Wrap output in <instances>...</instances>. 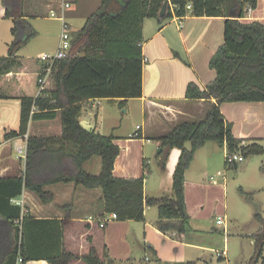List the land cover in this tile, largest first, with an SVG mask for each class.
<instances>
[{"label": "trees", "instance_id": "obj_1", "mask_svg": "<svg viewBox=\"0 0 264 264\" xmlns=\"http://www.w3.org/2000/svg\"><path fill=\"white\" fill-rule=\"evenodd\" d=\"M24 1L3 0L6 17L13 22L14 41L9 54L0 57V100L21 102L19 129L6 133L5 139L25 138L30 122L53 121L59 115L62 134L27 137L25 171L16 177L0 178V264H16L18 256L24 264H71L77 259L85 264H106L95 248L78 257L65 247L69 216L64 220L36 219L13 203L25 189L47 202L51 196L44 188L49 185L74 183L86 189L99 188L105 214H116L117 221H144L147 204L158 209L160 232L186 235L191 217L186 205L185 175L197 152L214 142L221 147L226 144L229 153L245 157L264 154L260 140L236 138L232 123L220 110L224 103L264 102V23L243 20L250 8H257L258 0H168L165 17L160 12L167 0H100L99 9L88 17L81 30L73 33L70 57L57 61L49 74L48 66L38 58L26 61L18 56L37 36L25 18ZM189 5L191 9L187 8ZM188 14L225 19L224 42L209 63L216 78L204 90L191 82L186 91L188 100L216 102L204 119L182 122L160 139L162 170L166 169L170 151H181L173 175V197L146 198V176L124 179L114 175L121 152L117 138L85 129L79 118L83 104L90 100H120V107H124L127 100L141 98L144 21L156 19L162 24ZM41 79H45L43 86ZM29 89L34 91L29 94ZM188 143L190 148L186 147ZM94 157L102 162L99 175L84 169ZM241 193L253 201L252 195L242 189ZM254 220L258 224L253 236L255 252L247 264H264V218L258 210ZM105 257L111 264L108 254Z\"/></svg>", "mask_w": 264, "mask_h": 264}, {"label": "crops", "instance_id": "obj_2", "mask_svg": "<svg viewBox=\"0 0 264 264\" xmlns=\"http://www.w3.org/2000/svg\"><path fill=\"white\" fill-rule=\"evenodd\" d=\"M40 1H44V7L56 10L58 15L63 13L67 22L68 18L71 20L76 19V21L83 20L84 25H81L79 29L74 30L71 26L72 34L81 30L85 26L90 14L96 12L101 5L100 0H64L70 7L62 9L61 0ZM86 4L91 6V13H79V8H84ZM72 8L74 9L71 10ZM50 11L49 14L43 15V20L57 22L61 27V22L50 16ZM24 12L28 22L31 18H33L32 21L39 20L42 15L37 7L35 15H30L33 12L29 13L27 8H25ZM243 20L246 22L261 21L264 23V0L262 8L257 7L252 11L250 17H245ZM224 25L225 19L222 17H196L190 14L183 18L180 26L175 17L162 24L156 19H146L143 26L144 41L142 45L145 57L142 97L127 100L124 107H120V100L113 103L107 99L90 100L83 104L79 118L81 125L87 130H94L102 135L105 134L101 133L99 128H101L105 120V116L100 114V110H104L103 106H101L103 102L112 107L125 109L124 113L126 114L131 111L130 105L132 103L140 109L143 116V125L141 127L137 126V130L134 133H129L125 139L120 135H114L118 126L117 119L113 117V123L110 125V132L112 133L105 136L117 138L116 141L121 150L125 148L126 151L133 144L130 141L138 139L139 143H141L140 153L142 163H146L147 169L149 156H151L149 154L152 153L156 156L158 172L155 174L156 178L153 186L149 184L153 173L146 179L144 186L146 198L173 197V175L178 165L181 151L179 149H172L166 162V169L162 170L159 165L163 159L160 150V139L168 135L182 122L204 119L212 108V104L216 102L214 99L211 101L188 100L186 98V91L191 82L196 83L201 90H204L216 78V72L210 68L209 63L224 42ZM12 27L13 22L6 17L3 0H0V57L9 54L10 45L14 41V36L11 33ZM38 35L39 32L37 33ZM59 43L60 36L57 39L58 46ZM41 54H38L37 58ZM220 110L227 121L232 123V132L236 138L243 140H264V102L224 103L221 105ZM20 113V101L0 100V178L16 177L25 171V162L23 163L22 159L17 160L14 157L13 147L11 146L13 142L22 141L26 144V139L29 136H60L62 134V121L59 115L53 121L30 122L28 134L25 138L6 140V133L19 129ZM136 133H138L139 138H133ZM123 140H126L124 142L125 145H123ZM186 147L188 148V144H186ZM210 147L207 143L197 152L200 153L206 149L207 151H209L208 149H210V152L212 151V156H209L206 165L210 163L211 157L214 158L216 156V148ZM223 148L227 151L226 144ZM16 153L18 155L17 150ZM195 157L194 162H192L185 175V197L190 217H192L191 209L197 204L198 188L202 185L203 176H208L207 167L200 165V171L196 174L202 178L201 182L192 183V186L189 185L188 175L193 170L194 163H198L197 154ZM117 161L118 159L114 168V175L116 177L124 179L142 177L139 175L140 163L136 162L135 166L127 163L123 164L122 168H118ZM91 168L93 169V173L91 174L99 175L102 169L101 160L95 161L91 159L84 165V169L88 173H90L89 170ZM117 172H119V175ZM219 173L211 176L210 181L215 183ZM143 176L146 175L144 174ZM44 192L51 196V199L47 202H43L36 193L27 189L15 201L20 202L23 211L36 219L64 220L69 216L70 222L67 226L68 228L73 226L77 221H85L91 230L95 227L98 228L103 233V247L114 264L134 260L133 255L136 249H139V246H142L144 252L148 248L156 254V258L160 260L162 258L165 259L163 253L169 252L168 247L170 244L175 241L181 243L183 240L186 241V239L188 240L189 238H193L192 236H196L192 232H188L186 235H178L176 232H169L167 234L160 232L157 227L158 210L156 212L154 210L157 209L156 206H149L147 204L144 208L145 215L143 222L128 221L125 222L126 226L124 225L121 227L122 230H119L108 226L110 223L118 222L114 220L108 223L106 228L101 229L98 226V222L89 223L87 221L91 216L96 219L109 217V215L106 217L102 216L106 214L103 213L104 206L101 201L103 193L101 189H86L74 183H59L46 186ZM66 206L67 208H64ZM150 214H152L153 219L148 217ZM131 233L141 235V242L136 239L138 246L129 241V235L133 237ZM66 239L65 230V247L67 248ZM28 264L47 263L44 261H32Z\"/></svg>", "mask_w": 264, "mask_h": 264}, {"label": "rangeland", "instance_id": "obj_3", "mask_svg": "<svg viewBox=\"0 0 264 264\" xmlns=\"http://www.w3.org/2000/svg\"><path fill=\"white\" fill-rule=\"evenodd\" d=\"M43 2L40 0L24 1V8H27L29 13L33 12L30 15H35L36 7L42 15L40 14L41 18L39 20L32 21L33 18L29 19L33 29L37 33L39 32V35L19 51L18 56L21 60L34 61L38 54L54 53L57 49V39L61 34V27L57 22L43 20V15L49 14L51 10L44 7ZM262 2L263 0H258L257 7L262 8ZM90 7L86 4L84 8H79V13H91ZM68 23L74 30L84 25L83 20L76 21V19L71 20L69 18ZM33 91L29 89L28 93L31 94ZM101 106H103L104 110L101 109L100 114L105 116V120L99 131L105 135L112 133L110 132V125L113 123V117L117 119L115 120L118 126L114 135H120L123 139L128 137L129 133H134L137 130V126L141 127L143 125L141 111L133 103L130 105L131 111L128 114L124 113L125 109L112 107L106 102H103ZM122 142L125 145L124 142L126 140ZM130 142H133L130 145V149L126 151L123 148L121 150L117 167L122 168V165L127 163L132 166H135L136 162L140 163L139 175L143 176L145 174L146 179H148L153 173L149 183L150 186H153L155 184V174L158 172L156 156L152 153L149 154L151 156H149L148 169L145 171V163H142L140 153L141 143H139L138 139ZM260 143L264 147V140L260 141ZM208 144L211 146L210 148H216V156L214 158L211 157L210 163L206 165L207 159L212 156V151L210 152V149H208L209 151L206 149L197 153L198 163H194L193 170L188 175L189 185L192 186V183L201 182L202 178L196 174L200 171V165L207 167L208 176L202 175L204 179L201 182L202 185L198 188L197 204L191 209L192 217L188 227V231L196 236H192L193 238L186 239V241L183 240L181 243L175 241L170 244L168 247L169 252L163 253L165 259L162 258L160 260L156 258L154 252L148 248L144 252L142 246H139V249H136L133 255L134 260L125 263L118 262L117 264H158L160 261L167 263L192 261L195 264H247L249 262L255 252L253 236L258 231V224L254 220L256 210L264 218V154H250L246 157L242 155L243 161L239 162L236 167L234 164L225 162V155L228 151L214 142H209ZM19 145L26 147V144L22 141L13 142L11 145L14 157L17 160L22 159L16 153V148ZM188 148H190V143H188ZM93 160L101 159L94 157ZM21 161L24 163V158ZM89 171L93 173L92 168ZM219 172L221 174L217 176L216 182H211L210 177L217 175ZM117 174L119 175V172ZM241 189L253 196L252 202H249L246 196L241 193ZM102 216L106 217L108 214ZM148 217L153 219L152 214ZM218 217L225 218L226 232L223 225L218 226L216 224V218ZM125 222L128 221H118L110 223L108 226L122 230L121 227L126 226ZM102 234V231L96 227L91 230L85 221H77L73 226L66 227V246L78 257L88 254L91 248H95L99 258L109 264L108 259L105 257L107 253L103 247ZM132 235L133 237L129 235V241L138 246L137 240L141 242V235ZM219 254H223L221 260ZM71 264L85 263L77 259ZM111 264L114 263L112 262Z\"/></svg>", "mask_w": 264, "mask_h": 264}, {"label": "built area", "instance_id": "obj_4", "mask_svg": "<svg viewBox=\"0 0 264 264\" xmlns=\"http://www.w3.org/2000/svg\"><path fill=\"white\" fill-rule=\"evenodd\" d=\"M61 7L62 9H68L70 7L69 4L64 2V0H61ZM188 9H191V6L189 5L187 7ZM253 9L250 8L248 13L246 14L245 17H250ZM50 16L52 18H55L56 20H59L61 22V35H60V43L57 48V50L54 53H43L41 54L38 59L40 60L41 63L45 64L48 66V74L50 73L53 65L60 60L67 59L70 57L71 50H72V41H73V35H72V30H71V25L67 22L65 15L62 13L61 15H58L56 10H51L50 11ZM185 16L183 17H177L175 16L177 22H179V26L182 24V20ZM41 86L44 85L45 79H41L40 81ZM42 88V87H41ZM41 90V89H40ZM139 129V128H138ZM133 138H139L138 133L134 134ZM24 146H18L16 148L18 155L20 158H26L27 155V144ZM243 161V157L241 154L238 153H227L226 154V163L227 164H234L238 165L239 162ZM221 173H219L220 175ZM13 203L20 205V202H17L13 200ZM117 215L116 214H110L108 218H102V219H96L94 217H89L87 221L89 223H94L98 222V226L101 229L106 228L108 223L111 221L117 220ZM216 224L218 226H224V231L226 232V221L224 217H218L216 218ZM224 254V253H223ZM223 254H219V257H223ZM16 264H24V261L21 256H18Z\"/></svg>", "mask_w": 264, "mask_h": 264}, {"label": "water", "instance_id": "obj_5", "mask_svg": "<svg viewBox=\"0 0 264 264\" xmlns=\"http://www.w3.org/2000/svg\"><path fill=\"white\" fill-rule=\"evenodd\" d=\"M168 6H169V1L167 0L160 12V16L161 17H165L166 13H167V10H168Z\"/></svg>", "mask_w": 264, "mask_h": 264}]
</instances>
